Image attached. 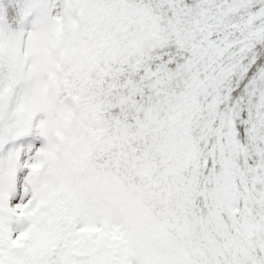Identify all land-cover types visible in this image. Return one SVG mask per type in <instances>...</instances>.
<instances>
[{
  "label": "snow or ice",
  "instance_id": "6c2138e0",
  "mask_svg": "<svg viewBox=\"0 0 264 264\" xmlns=\"http://www.w3.org/2000/svg\"><path fill=\"white\" fill-rule=\"evenodd\" d=\"M0 264H264V0H0Z\"/></svg>",
  "mask_w": 264,
  "mask_h": 264
}]
</instances>
